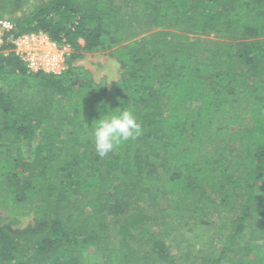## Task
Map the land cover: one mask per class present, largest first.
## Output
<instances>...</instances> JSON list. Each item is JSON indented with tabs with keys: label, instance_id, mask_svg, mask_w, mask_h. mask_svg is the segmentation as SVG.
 Instances as JSON below:
<instances>
[{
	"label": "trees",
	"instance_id": "16d2710c",
	"mask_svg": "<svg viewBox=\"0 0 264 264\" xmlns=\"http://www.w3.org/2000/svg\"><path fill=\"white\" fill-rule=\"evenodd\" d=\"M12 22L72 53L60 74L0 54V264H264V0H39ZM92 53L111 85L71 64ZM126 107L142 134L100 158Z\"/></svg>",
	"mask_w": 264,
	"mask_h": 264
},
{
	"label": "built area",
	"instance_id": "2783aa9c",
	"mask_svg": "<svg viewBox=\"0 0 264 264\" xmlns=\"http://www.w3.org/2000/svg\"><path fill=\"white\" fill-rule=\"evenodd\" d=\"M15 24L0 20V54H14L29 72L60 74L67 67L69 47H60L43 32L14 34Z\"/></svg>",
	"mask_w": 264,
	"mask_h": 264
},
{
	"label": "rangeland",
	"instance_id": "374dc122",
	"mask_svg": "<svg viewBox=\"0 0 264 264\" xmlns=\"http://www.w3.org/2000/svg\"><path fill=\"white\" fill-rule=\"evenodd\" d=\"M39 0H0V20L7 19L12 21L15 17L21 15V13H29L34 6L38 4ZM124 10H128V6L124 3H120ZM123 10V11H124ZM69 56L72 53L71 49H68ZM68 56V57H69ZM68 60V58H67ZM75 66H83L87 68L94 76V79L99 82L105 80L108 84L114 83L119 78V64L112 59L108 53H92L84 54L82 57L77 58L71 62ZM68 66V64H67ZM133 213V211H132ZM131 214V211H130ZM111 223L114 225V218L110 217ZM32 223L31 219H24L19 225H14L15 228H26ZM143 227H139L138 237L144 236ZM116 233L113 226V234ZM114 236V235H113ZM118 238L114 236L116 242ZM219 245V244H218ZM198 248L194 249V253H198ZM173 251H175L173 249Z\"/></svg>",
	"mask_w": 264,
	"mask_h": 264
},
{
	"label": "clouds",
	"instance_id": "9594fccd",
	"mask_svg": "<svg viewBox=\"0 0 264 264\" xmlns=\"http://www.w3.org/2000/svg\"><path fill=\"white\" fill-rule=\"evenodd\" d=\"M142 134L133 111L129 108L107 109L93 130V144L97 155L104 158L123 143L135 140Z\"/></svg>",
	"mask_w": 264,
	"mask_h": 264
}]
</instances>
